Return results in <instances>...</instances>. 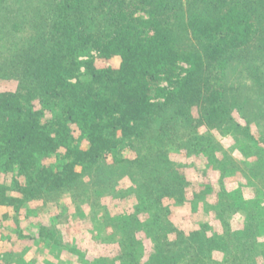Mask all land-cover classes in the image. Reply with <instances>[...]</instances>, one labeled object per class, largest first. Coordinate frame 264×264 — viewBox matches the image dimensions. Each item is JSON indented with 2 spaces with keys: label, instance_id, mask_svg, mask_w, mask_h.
<instances>
[{
  "label": "rangeland",
  "instance_id": "obj_1",
  "mask_svg": "<svg viewBox=\"0 0 264 264\" xmlns=\"http://www.w3.org/2000/svg\"><path fill=\"white\" fill-rule=\"evenodd\" d=\"M52 1L0 0V93L16 89L9 63L49 24ZM207 75L224 105L212 121L204 102L176 99L118 146L120 163L107 155L78 189L8 219L0 208V264H264V42Z\"/></svg>",
  "mask_w": 264,
  "mask_h": 264
},
{
  "label": "trees",
  "instance_id": "obj_2",
  "mask_svg": "<svg viewBox=\"0 0 264 264\" xmlns=\"http://www.w3.org/2000/svg\"><path fill=\"white\" fill-rule=\"evenodd\" d=\"M51 9L9 63L16 89L0 93L4 219L25 202L78 189L107 155L120 163L118 146L143 136L176 99L204 102L212 121L224 105L207 71L264 42V0H53ZM113 58L117 68L97 66ZM178 64L186 68L177 77Z\"/></svg>",
  "mask_w": 264,
  "mask_h": 264
}]
</instances>
